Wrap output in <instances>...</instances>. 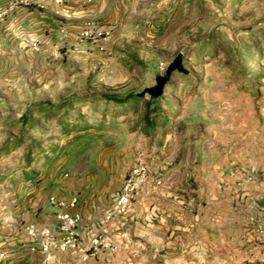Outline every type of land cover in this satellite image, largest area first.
Segmentation results:
<instances>
[{
  "label": "rangeland",
  "instance_id": "374dc122",
  "mask_svg": "<svg viewBox=\"0 0 264 264\" xmlns=\"http://www.w3.org/2000/svg\"><path fill=\"white\" fill-rule=\"evenodd\" d=\"M23 1L0 0V264L59 191L114 213L140 163L92 264H264V0Z\"/></svg>",
  "mask_w": 264,
  "mask_h": 264
},
{
  "label": "built area",
  "instance_id": "2783aa9c",
  "mask_svg": "<svg viewBox=\"0 0 264 264\" xmlns=\"http://www.w3.org/2000/svg\"><path fill=\"white\" fill-rule=\"evenodd\" d=\"M14 1L17 4L24 2L23 0ZM13 8L11 6L0 9V20L4 19ZM148 181L149 167L144 163H140L134 167L117 194L114 213L108 215L106 220H111L115 215L121 216L126 214L132 206L138 189L142 184L148 183ZM157 184L161 185V182L159 181ZM78 202L77 197L69 199L51 198V204L58 209L55 222L51 226L41 229L33 226L29 228V236L33 243L30 249L31 252L49 254L54 249H57L61 253H73L79 250L81 244L79 229L82 223V216L74 210ZM99 245L100 242L97 237L90 240L87 243V249L84 251L83 260H88V251L91 249L97 250Z\"/></svg>",
  "mask_w": 264,
  "mask_h": 264
},
{
  "label": "crops",
  "instance_id": "0c3cea01",
  "mask_svg": "<svg viewBox=\"0 0 264 264\" xmlns=\"http://www.w3.org/2000/svg\"><path fill=\"white\" fill-rule=\"evenodd\" d=\"M56 195L63 199L77 197L72 194L67 195L66 192L62 191L57 192L54 196ZM78 200V205L74 210L82 216L80 233L82 239L85 240L82 244H80L78 251L73 253H61L57 249H54L49 254L33 253L30 250L33 246L32 242L25 244L15 243L2 264H92V258L86 261L83 260L84 251L87 249L86 238L90 236L93 231H99L102 229L106 213L94 202H88L86 203V206L83 207L81 200ZM57 211L58 209L54 210V214ZM54 219L55 216L53 215L52 221H54Z\"/></svg>",
  "mask_w": 264,
  "mask_h": 264
},
{
  "label": "water",
  "instance_id": "95a60500",
  "mask_svg": "<svg viewBox=\"0 0 264 264\" xmlns=\"http://www.w3.org/2000/svg\"><path fill=\"white\" fill-rule=\"evenodd\" d=\"M177 67L180 68V59H178V60L176 61V63H175L174 65H172V67H171L170 70H169V73H170L171 71H173V70H174L175 68H177ZM169 73H168V74H169ZM164 84H165V80L163 79V80L160 81L158 88L155 89V90H153V94H154V96L158 97V96H160V95L162 94V89H163Z\"/></svg>",
  "mask_w": 264,
  "mask_h": 264
}]
</instances>
